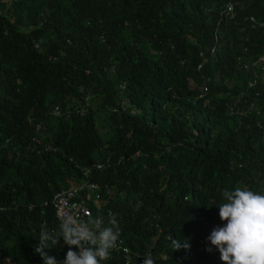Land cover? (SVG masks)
Listing matches in <instances>:
<instances>
[{"label": "trees", "instance_id": "16d2710c", "mask_svg": "<svg viewBox=\"0 0 264 264\" xmlns=\"http://www.w3.org/2000/svg\"><path fill=\"white\" fill-rule=\"evenodd\" d=\"M228 1L264 19V0H0V264L43 263L35 253L40 226L59 224L52 199L84 179L103 190L98 199L82 191L92 217L108 209L116 219L119 213L134 214L126 201L105 195L107 171L83 174L99 158L103 142L119 139L116 123L131 130L132 149L150 153L155 148L148 146V130L137 118H154L159 133L172 125L196 130L206 142L223 130L226 108L214 96L219 86L211 84V96L196 107L184 101V109L168 102L167 92L190 96L202 76L235 74L232 56L206 67L198 52L210 41L198 18L201 5ZM258 34L247 22L233 53L242 46L256 53ZM201 35L206 44L196 46ZM114 107L124 112L118 116ZM236 137L233 145L249 156L259 176L245 186L264 194V144L254 149L251 140L244 141L243 128ZM144 162L147 168L141 169V159L129 160L121 176L169 174L175 182L181 177L179 167L163 156L149 155ZM169 235L121 234L118 242L129 252L113 251L102 264H128L133 253L145 258L150 252L155 264L222 263L210 234H171L189 245L174 252ZM67 251L61 239L49 254L63 261Z\"/></svg>", "mask_w": 264, "mask_h": 264}, {"label": "clouds", "instance_id": "9594fccd", "mask_svg": "<svg viewBox=\"0 0 264 264\" xmlns=\"http://www.w3.org/2000/svg\"><path fill=\"white\" fill-rule=\"evenodd\" d=\"M198 18L205 36L210 38L209 46L198 51L205 66L232 56L235 74L229 79L202 76L198 92L190 96L168 87L167 90L175 91L167 92L168 102L181 109L184 101L196 107L211 96V84H215L219 89L214 96L223 101L227 125L215 139L206 142L196 130L172 125L166 133H159L154 118H137L148 130V146L155 148L150 153L132 149L131 130L116 123L121 131L119 139L103 142L99 158L83 167V174L87 176L90 170L107 171L105 195L109 200L126 201L134 214L124 217L119 213L116 219L108 209L107 214L92 217L82 191L86 188L90 196L98 199L103 195L100 185L88 183L87 179L72 184L52 199L58 227L40 226L39 243L35 246V253L43 262L40 264H102L113 251L129 252L127 246L118 242L121 234H170L173 252L189 245L171 234H210L208 241L220 253L221 264H264V194L245 186L246 181L259 180L258 172L249 156L233 145L236 131L241 128L246 133L244 141L251 140L254 149L264 144V19L244 14L230 1L214 8L201 5ZM247 22L259 30V50L253 53L248 46H242L233 53ZM204 38L199 36L196 46H200L199 41L206 44ZM106 71L116 73L113 67ZM163 107L166 109L167 105ZM112 111L120 116L124 107H114ZM149 155L158 159L163 156L178 166L181 177L177 182L169 174H144L134 180L121 176V170L131 159H141L140 168H147L144 159ZM227 155L231 159L217 160ZM61 239L68 248L63 261L49 254ZM212 247L206 250L211 252ZM153 255L150 252L144 258L133 253L128 264H155Z\"/></svg>", "mask_w": 264, "mask_h": 264}]
</instances>
